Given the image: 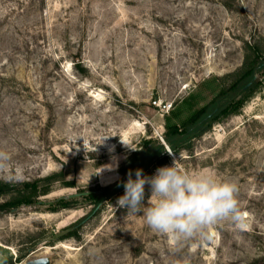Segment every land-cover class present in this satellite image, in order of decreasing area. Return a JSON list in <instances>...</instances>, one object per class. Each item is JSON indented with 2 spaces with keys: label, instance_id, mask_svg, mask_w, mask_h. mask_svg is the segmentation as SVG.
I'll list each match as a JSON object with an SVG mask.
<instances>
[{
  "label": "rangeland",
  "instance_id": "1",
  "mask_svg": "<svg viewBox=\"0 0 264 264\" xmlns=\"http://www.w3.org/2000/svg\"><path fill=\"white\" fill-rule=\"evenodd\" d=\"M256 50L264 0H0V181L14 185L0 204L24 183L58 178L0 211V264H264L262 72L238 112L175 155L191 173L237 184L239 225L177 241L119 196L93 210L85 194L117 181L143 138L160 140L227 89ZM79 192L76 207L51 211ZM150 196L146 184L145 206Z\"/></svg>",
  "mask_w": 264,
  "mask_h": 264
},
{
  "label": "clouds",
  "instance_id": "2",
  "mask_svg": "<svg viewBox=\"0 0 264 264\" xmlns=\"http://www.w3.org/2000/svg\"><path fill=\"white\" fill-rule=\"evenodd\" d=\"M8 159L7 153L0 152V168ZM135 176L133 179L129 173L117 205L130 214L143 213L154 232L180 241L202 235L223 220L237 225L242 221L236 183L221 181L209 172L191 173L175 155L172 165L158 168L155 175L146 177L137 170ZM146 184L150 185V198H155L148 200V206L143 203Z\"/></svg>",
  "mask_w": 264,
  "mask_h": 264
},
{
  "label": "trees",
  "instance_id": "3",
  "mask_svg": "<svg viewBox=\"0 0 264 264\" xmlns=\"http://www.w3.org/2000/svg\"><path fill=\"white\" fill-rule=\"evenodd\" d=\"M248 49L255 50L254 47L248 46ZM264 73V54L259 51H253L251 56L245 58L243 65L238 72V77L231 83L227 89H222L209 103L201 109L190 115L181 126H171L165 129L162 135V141L152 137L143 138L140 147L134 150L130 155L129 163L126 167L119 170L120 178L114 183L106 186H98L95 189L88 190L86 200L93 210L106 200L114 197H120L124 193V183L131 173L135 179L137 170H142L144 176L148 175L151 170L156 169L169 162L171 155L179 154L180 150L191 148L193 138L200 136L208 130L213 123L219 122L223 117L238 112L245 99L254 91L258 85V73ZM169 152H168V151ZM58 181L55 175L44 177L40 180L24 183L23 193L16 196L10 201L0 204V211H6L16 208L21 204L32 203L33 198H37L49 193L48 187L53 182ZM43 182L42 186L39 183ZM71 186V184H67ZM73 187V186H71ZM14 188L13 184L3 183L0 181V196L9 193ZM79 192L68 199L59 198L54 202L52 212L60 209H71L76 207L77 203L72 200L80 196ZM82 220H78L62 229L66 232L61 238L71 237L75 234L70 232Z\"/></svg>",
  "mask_w": 264,
  "mask_h": 264
},
{
  "label": "water",
  "instance_id": "4",
  "mask_svg": "<svg viewBox=\"0 0 264 264\" xmlns=\"http://www.w3.org/2000/svg\"><path fill=\"white\" fill-rule=\"evenodd\" d=\"M162 143H163V141H162ZM28 264H49V262L47 259L41 258V259L34 260L32 262H29Z\"/></svg>",
  "mask_w": 264,
  "mask_h": 264
},
{
  "label": "built area",
  "instance_id": "5",
  "mask_svg": "<svg viewBox=\"0 0 264 264\" xmlns=\"http://www.w3.org/2000/svg\"><path fill=\"white\" fill-rule=\"evenodd\" d=\"M159 139L162 141V138L159 136Z\"/></svg>",
  "mask_w": 264,
  "mask_h": 264
},
{
  "label": "bare ground",
  "instance_id": "6",
  "mask_svg": "<svg viewBox=\"0 0 264 264\" xmlns=\"http://www.w3.org/2000/svg\"><path fill=\"white\" fill-rule=\"evenodd\" d=\"M168 151V150H167ZM169 152V151H168Z\"/></svg>",
  "mask_w": 264,
  "mask_h": 264
}]
</instances>
